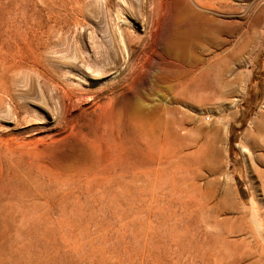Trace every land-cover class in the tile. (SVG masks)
I'll list each match as a JSON object with an SVG mask.
<instances>
[{
	"label": "rangeland",
	"instance_id": "rangeland-1",
	"mask_svg": "<svg viewBox=\"0 0 264 264\" xmlns=\"http://www.w3.org/2000/svg\"><path fill=\"white\" fill-rule=\"evenodd\" d=\"M158 1L0 0V264H264V0Z\"/></svg>",
	"mask_w": 264,
	"mask_h": 264
},
{
	"label": "bare ground",
	"instance_id": "bare-ground-1",
	"mask_svg": "<svg viewBox=\"0 0 264 264\" xmlns=\"http://www.w3.org/2000/svg\"><path fill=\"white\" fill-rule=\"evenodd\" d=\"M63 1V3H70V4H74V7L78 6L79 0H61ZM197 3H199L200 5L203 6V4L200 1H197ZM152 4V8L151 11L149 13V15L146 16L145 19V13H143L140 10V15L143 16V20L145 21V27H146V34L143 37H137L134 45H139L142 46L143 49V53H148L150 51H154L155 48V44L157 43L158 39L161 37V33H162V29H163V21L168 17V4L166 1L160 2L158 0H152L151 2ZM210 4V3H209ZM208 4V5H209ZM141 8H143V4L140 5ZM212 4L209 6L211 7ZM132 8V6H131ZM52 12V11H51ZM38 21V20H37ZM33 32V29H31ZM27 32V31H26ZM42 32V30H41ZM29 33V31H28ZM31 33V32H30ZM25 35V33H24ZM35 35V34H34ZM38 34H36L35 36H37ZM203 35V36H202ZM181 36V35H180ZM184 36V35H183ZM202 39L201 41L204 42L202 43L203 45H201L200 47H205L207 49V54H206V59H203L204 57H199V64L200 63H206V60L209 58H213V56L215 55V46H217L218 44V40L216 39V35L213 29L208 30V32H206V34H201ZM23 37V36H22ZM26 37V35H25ZM28 38V37H26ZM125 38V43L128 46V48H132L134 45L132 44L133 42V36L130 34H125L124 36ZM178 38V37H176ZM23 39V38H22ZM27 41V40H26ZM114 41V40H113ZM122 42V41H121ZM28 43V42H27ZM113 43V42H111ZM115 45V44H114ZM19 47V46H18ZM173 52L175 55L177 56H182L183 51L185 50V41L184 39H174L173 40V48H172ZM220 50V49H219ZM130 58V56H129ZM179 59V58H178ZM209 60V62L212 63L213 60ZM28 60V59H27ZM170 60V59H169ZM171 61V60H170ZM174 61V60H173ZM179 61V60H178ZM175 62V61H174ZM25 63H27L26 59H25ZM210 63V64H211ZM108 63H106L107 65ZM173 64V63H172ZM179 64V63H178ZM182 65V63H180ZM109 66V65H108ZM176 66V64H175ZM179 66V65H178ZM177 66V67H178ZM185 67V66H184ZM186 68V67H185ZM184 68V69H185ZM188 70V69H187ZM195 70V69H193ZM192 70V71H193ZM184 71V70H183ZM183 73V72H182ZM188 73V72H187ZM185 73V74H187ZM190 73V72H189ZM188 73V74H189ZM184 74V73H183ZM184 74V75H185ZM197 74V73H196ZM183 75V76H184ZM202 75V74H201ZM199 75L201 78L202 76ZM205 77V76H204ZM182 79V78H181ZM198 79H200L198 77ZM202 81V79H200ZM205 83V81H203ZM203 84V83H202ZM255 216L254 218L256 219V222H258V215L256 213V211H254ZM260 223V222H259Z\"/></svg>",
	"mask_w": 264,
	"mask_h": 264
}]
</instances>
